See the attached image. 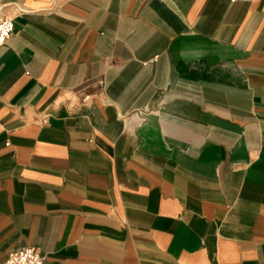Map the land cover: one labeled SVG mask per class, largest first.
I'll use <instances>...</instances> for the list:
<instances>
[{
    "label": "crops",
    "instance_id": "0c3cea01",
    "mask_svg": "<svg viewBox=\"0 0 264 264\" xmlns=\"http://www.w3.org/2000/svg\"><path fill=\"white\" fill-rule=\"evenodd\" d=\"M3 17L0 264H264V0Z\"/></svg>",
    "mask_w": 264,
    "mask_h": 264
},
{
    "label": "built area",
    "instance_id": "2783aa9c",
    "mask_svg": "<svg viewBox=\"0 0 264 264\" xmlns=\"http://www.w3.org/2000/svg\"><path fill=\"white\" fill-rule=\"evenodd\" d=\"M13 32V18L0 19V49L7 44ZM89 97L84 98L86 102ZM4 264H43V257L32 247L25 246L10 253Z\"/></svg>",
    "mask_w": 264,
    "mask_h": 264
}]
</instances>
